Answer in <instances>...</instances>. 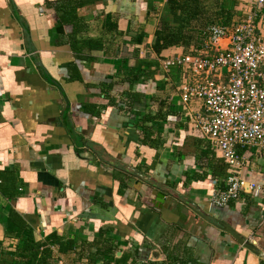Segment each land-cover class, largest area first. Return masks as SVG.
I'll use <instances>...</instances> for the list:
<instances>
[{
    "label": "crops",
    "instance_id": "obj_1",
    "mask_svg": "<svg viewBox=\"0 0 264 264\" xmlns=\"http://www.w3.org/2000/svg\"><path fill=\"white\" fill-rule=\"evenodd\" d=\"M222 2L239 19L255 7ZM161 21H170L165 0H0L7 253H25L7 223L12 209L26 223L18 233L48 243L49 264H264V159L245 152L239 172L261 186L258 197L209 202L224 165L200 156L203 137L189 118L199 106L181 103L178 68L159 67L182 49L159 58L150 50ZM143 59L157 61L151 75ZM67 239L71 248L57 251Z\"/></svg>",
    "mask_w": 264,
    "mask_h": 264
},
{
    "label": "built area",
    "instance_id": "obj_2",
    "mask_svg": "<svg viewBox=\"0 0 264 264\" xmlns=\"http://www.w3.org/2000/svg\"><path fill=\"white\" fill-rule=\"evenodd\" d=\"M263 3L255 0V7L235 24L210 25L198 49L159 59L162 69L178 68L181 103L199 102L189 118L225 169L223 186L213 188L209 196L218 207L241 191L252 197L261 193L259 184L239 172L248 163L245 152L264 159Z\"/></svg>",
    "mask_w": 264,
    "mask_h": 264
},
{
    "label": "trees",
    "instance_id": "obj_3",
    "mask_svg": "<svg viewBox=\"0 0 264 264\" xmlns=\"http://www.w3.org/2000/svg\"><path fill=\"white\" fill-rule=\"evenodd\" d=\"M165 4L170 15V21L159 23L153 31V38L149 46L158 58L161 51L169 47H180L183 53H186L189 48L196 50L206 37L207 28L210 25L228 26L240 20L236 16L235 10L224 6L222 0H165ZM136 40L140 41V36ZM141 65L145 66L151 75L153 71L157 70L158 63L143 59ZM201 140L203 149L200 151V156L207 157L212 164L214 151L207 139L201 138ZM241 194L247 195L243 191ZM6 219L9 228L16 231V236L21 240L19 249L25 253L20 254V256H13L11 253H7L0 244V264H49L48 261L52 259V252L48 243L46 241H34L29 239L27 234L18 233L25 228L26 223L14 210L11 209L7 212ZM259 229L264 235V225ZM55 243H57V251L61 252L72 246L70 239H67L62 246L60 242Z\"/></svg>",
    "mask_w": 264,
    "mask_h": 264
},
{
    "label": "water",
    "instance_id": "obj_4",
    "mask_svg": "<svg viewBox=\"0 0 264 264\" xmlns=\"http://www.w3.org/2000/svg\"><path fill=\"white\" fill-rule=\"evenodd\" d=\"M244 189L246 190V185H244ZM161 193L158 192L155 196V201H159L158 199L161 197ZM198 213V212H197ZM199 214V213H198ZM219 225H221L226 232H228L230 235H232L238 243L250 252L254 253L255 255H259V251L256 249V247L253 246V244L249 241L244 240L241 238L236 232H234L231 228L227 227L223 222H219Z\"/></svg>",
    "mask_w": 264,
    "mask_h": 264
},
{
    "label": "rangeland",
    "instance_id": "obj_5",
    "mask_svg": "<svg viewBox=\"0 0 264 264\" xmlns=\"http://www.w3.org/2000/svg\"><path fill=\"white\" fill-rule=\"evenodd\" d=\"M198 103H199L198 101H192V102L190 103V106H191V107H195V106H197ZM261 155H262V154H261ZM256 159H258V161L261 162V156H258Z\"/></svg>",
    "mask_w": 264,
    "mask_h": 264
}]
</instances>
